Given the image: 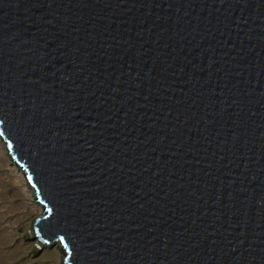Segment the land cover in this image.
Masks as SVG:
<instances>
[{
	"label": "water",
	"instance_id": "obj_1",
	"mask_svg": "<svg viewBox=\"0 0 264 264\" xmlns=\"http://www.w3.org/2000/svg\"><path fill=\"white\" fill-rule=\"evenodd\" d=\"M0 137L63 264H264V0H0Z\"/></svg>",
	"mask_w": 264,
	"mask_h": 264
},
{
	"label": "rangeland",
	"instance_id": "obj_2",
	"mask_svg": "<svg viewBox=\"0 0 264 264\" xmlns=\"http://www.w3.org/2000/svg\"><path fill=\"white\" fill-rule=\"evenodd\" d=\"M0 137V264H63L62 251L41 246L31 225L42 212Z\"/></svg>",
	"mask_w": 264,
	"mask_h": 264
},
{
	"label": "bare ground",
	"instance_id": "obj_3",
	"mask_svg": "<svg viewBox=\"0 0 264 264\" xmlns=\"http://www.w3.org/2000/svg\"><path fill=\"white\" fill-rule=\"evenodd\" d=\"M22 171V170H21ZM22 176H23V180L25 181L26 180V178H25V176H24V174H22ZM27 182V181H26Z\"/></svg>",
	"mask_w": 264,
	"mask_h": 264
}]
</instances>
